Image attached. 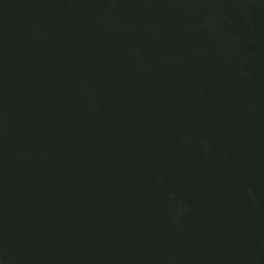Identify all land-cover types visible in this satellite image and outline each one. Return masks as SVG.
Wrapping results in <instances>:
<instances>
[{
  "label": "water",
  "instance_id": "1",
  "mask_svg": "<svg viewBox=\"0 0 264 264\" xmlns=\"http://www.w3.org/2000/svg\"><path fill=\"white\" fill-rule=\"evenodd\" d=\"M0 264H264V0H0Z\"/></svg>",
  "mask_w": 264,
  "mask_h": 264
}]
</instances>
